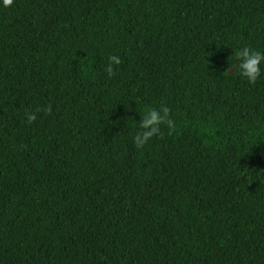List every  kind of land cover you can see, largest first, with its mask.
I'll return each instance as SVG.
<instances>
[{"label":"trees","instance_id":"16d2710c","mask_svg":"<svg viewBox=\"0 0 264 264\" xmlns=\"http://www.w3.org/2000/svg\"><path fill=\"white\" fill-rule=\"evenodd\" d=\"M242 47L264 52V0L0 6V264H264V73L240 77ZM161 106L173 126L137 149Z\"/></svg>","mask_w":264,"mask_h":264},{"label":"clouds","instance_id":"9594fccd","mask_svg":"<svg viewBox=\"0 0 264 264\" xmlns=\"http://www.w3.org/2000/svg\"><path fill=\"white\" fill-rule=\"evenodd\" d=\"M13 0H0V6L9 7ZM235 59L240 77L246 79L249 84H254L264 73V52L249 47H242L235 51ZM121 59L117 55L108 57L106 71L111 76L114 74V66H118ZM50 112L51 109H45ZM169 108L161 106L159 109L148 108L138 121L137 130L132 137L137 149H142L153 137L161 134V125L171 128L173 121L169 117ZM26 122L31 124L36 121L37 115L33 112L25 113Z\"/></svg>","mask_w":264,"mask_h":264}]
</instances>
